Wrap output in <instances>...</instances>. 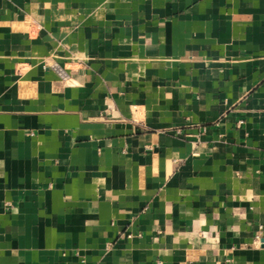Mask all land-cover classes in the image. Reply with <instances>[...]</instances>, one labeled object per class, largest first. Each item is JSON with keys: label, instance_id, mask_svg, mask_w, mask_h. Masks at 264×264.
Segmentation results:
<instances>
[{"label": "crops", "instance_id": "1", "mask_svg": "<svg viewBox=\"0 0 264 264\" xmlns=\"http://www.w3.org/2000/svg\"><path fill=\"white\" fill-rule=\"evenodd\" d=\"M0 264H264V0H0Z\"/></svg>", "mask_w": 264, "mask_h": 264}]
</instances>
